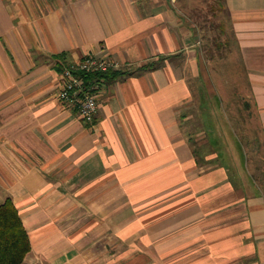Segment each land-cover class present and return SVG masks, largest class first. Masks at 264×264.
I'll list each match as a JSON object with an SVG mask.
<instances>
[{
    "label": "crops",
    "instance_id": "crops-1",
    "mask_svg": "<svg viewBox=\"0 0 264 264\" xmlns=\"http://www.w3.org/2000/svg\"><path fill=\"white\" fill-rule=\"evenodd\" d=\"M210 2L0 0V205L27 229L24 264H264V0L219 6L257 177L212 153L227 134L197 27ZM88 56L122 74L92 125L58 97Z\"/></svg>",
    "mask_w": 264,
    "mask_h": 264
},
{
    "label": "rangeland",
    "instance_id": "rangeland-1",
    "mask_svg": "<svg viewBox=\"0 0 264 264\" xmlns=\"http://www.w3.org/2000/svg\"><path fill=\"white\" fill-rule=\"evenodd\" d=\"M208 1H211L209 3L211 4V14H202L201 16L197 13L202 20L197 27L204 41L207 58L209 62L210 59L212 62L209 65L212 76L224 93L219 95L216 106L212 104L213 111L215 110V112H212L214 113L213 118H221L224 127L222 133L227 134L223 137L225 141L223 145L219 144L221 148L216 147L212 153L215 154L217 149L226 152L227 161L223 160V164L229 169L231 176L238 175L237 171L242 170L249 176L257 177L252 163V155L255 153H251V150H249L254 141L256 144L257 137L251 122L248 120V110L245 109V105H242V90L235 85L237 71L235 59L231 55V52L235 51V44L229 17L226 11L221 10L219 7L222 6V0H205L206 3ZM200 16L198 19H200ZM204 16L205 19H202ZM227 97H229V100L226 99ZM243 117L245 120L243 125H240L237 118L243 119ZM238 165L242 168H235Z\"/></svg>",
    "mask_w": 264,
    "mask_h": 264
},
{
    "label": "built area",
    "instance_id": "built-area-1",
    "mask_svg": "<svg viewBox=\"0 0 264 264\" xmlns=\"http://www.w3.org/2000/svg\"><path fill=\"white\" fill-rule=\"evenodd\" d=\"M121 64L112 59L88 56L78 63L63 65L58 97L70 108H76L87 124H94L99 110L98 91L104 82L102 77L87 79L86 74H103L119 70Z\"/></svg>",
    "mask_w": 264,
    "mask_h": 264
},
{
    "label": "trees",
    "instance_id": "trees-1",
    "mask_svg": "<svg viewBox=\"0 0 264 264\" xmlns=\"http://www.w3.org/2000/svg\"><path fill=\"white\" fill-rule=\"evenodd\" d=\"M158 65H150L149 69ZM122 74L118 71H109L103 74H86L82 76L91 79H118ZM31 251V242L27 229L14 202L9 198L0 205V264H24Z\"/></svg>",
    "mask_w": 264,
    "mask_h": 264
}]
</instances>
